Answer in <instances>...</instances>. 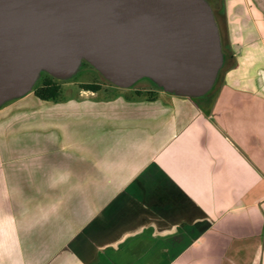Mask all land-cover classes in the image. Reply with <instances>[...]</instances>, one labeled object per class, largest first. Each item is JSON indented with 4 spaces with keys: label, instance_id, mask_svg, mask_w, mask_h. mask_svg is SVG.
I'll list each match as a JSON object with an SVG mask.
<instances>
[{
    "label": "crops",
    "instance_id": "1",
    "mask_svg": "<svg viewBox=\"0 0 264 264\" xmlns=\"http://www.w3.org/2000/svg\"><path fill=\"white\" fill-rule=\"evenodd\" d=\"M210 1V96L0 107V264H264V0Z\"/></svg>",
    "mask_w": 264,
    "mask_h": 264
},
{
    "label": "water",
    "instance_id": "2",
    "mask_svg": "<svg viewBox=\"0 0 264 264\" xmlns=\"http://www.w3.org/2000/svg\"><path fill=\"white\" fill-rule=\"evenodd\" d=\"M83 63L120 89L148 79L200 98L224 55L206 0H0V107L42 73L66 81Z\"/></svg>",
    "mask_w": 264,
    "mask_h": 264
},
{
    "label": "rangeland",
    "instance_id": "3",
    "mask_svg": "<svg viewBox=\"0 0 264 264\" xmlns=\"http://www.w3.org/2000/svg\"><path fill=\"white\" fill-rule=\"evenodd\" d=\"M219 21L221 17H218ZM221 41H224L226 38L225 31L221 26L219 30ZM221 75V74H220ZM98 82L102 84V89L95 95L86 94L84 96H80L81 91L78 88L79 84H88ZM62 89L61 98L62 102L69 100H77V99H94V101L98 100H108V99H116L118 96L133 98V90L135 89H143V88H151L150 86L153 84L148 79H141L137 81L132 87L128 89H120L112 85H106L103 80L98 76L95 70H93L90 66H87L83 63L78 72L66 81H59ZM38 86V82H36L34 87ZM32 93V92H31ZM30 94V93H29Z\"/></svg>",
    "mask_w": 264,
    "mask_h": 264
},
{
    "label": "trees",
    "instance_id": "4",
    "mask_svg": "<svg viewBox=\"0 0 264 264\" xmlns=\"http://www.w3.org/2000/svg\"><path fill=\"white\" fill-rule=\"evenodd\" d=\"M206 1L212 7L211 1L210 0H206ZM212 10H213V8H212ZM213 14H214L218 29L220 30L221 26L224 29L223 23L221 22V20L219 21V19H218L219 16H217L214 13V11H213ZM221 48H222V52H223V55H224V63H223V66H222L221 70L219 71V74H218V77L216 79V82H215L214 86L212 87L210 92L207 93L205 96L200 97V98H192L193 100L199 101V100H201L203 98H206V97L210 96L215 91L218 79L221 76L220 74H222V72L224 71V68H225V65H226V60H227V54H226L225 48H224V41H221ZM84 64L89 66L87 63H84ZM96 73L103 80V82L106 83V85L107 84L108 85H112L111 83H109L105 79H103L102 76L97 71H96ZM37 82H38V86L34 87L32 89V91H31L33 93L34 97H36L40 101H46V102L57 103V102L60 101L62 89H61V85H60L58 80L53 79L52 77H50L46 73H42L40 78H39V80ZM112 86H114V85H112ZM150 87L151 88L148 87V88L133 90V97H135V98L136 97L137 98H144L147 101H152L153 99L156 98L158 92H162V89L158 88L155 84H152ZM78 88L83 93L96 94L99 91H101L102 84H99L98 82H93V83H88V84H79Z\"/></svg>",
    "mask_w": 264,
    "mask_h": 264
}]
</instances>
